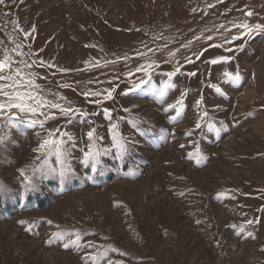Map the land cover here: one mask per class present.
Masks as SVG:
<instances>
[{
  "label": "rangeland",
  "instance_id": "rangeland-1",
  "mask_svg": "<svg viewBox=\"0 0 264 264\" xmlns=\"http://www.w3.org/2000/svg\"><path fill=\"white\" fill-rule=\"evenodd\" d=\"M242 24L264 0H3L0 59L72 111L0 118V264H264V32ZM57 129L63 179L34 151Z\"/></svg>",
  "mask_w": 264,
  "mask_h": 264
},
{
  "label": "snow or ice",
  "instance_id": "snow-or-ice-1",
  "mask_svg": "<svg viewBox=\"0 0 264 264\" xmlns=\"http://www.w3.org/2000/svg\"><path fill=\"white\" fill-rule=\"evenodd\" d=\"M3 0H0V3H2ZM245 15L251 16L253 15L252 12H246ZM237 27L243 28L245 31L240 34V36H234L232 39H240L244 35L251 36L254 33L257 32H264V25L256 24L254 26H250L248 24H242L238 25ZM240 47H243L241 45ZM228 51H231V49H228ZM232 59V57H219L217 59H212L210 63L217 64L219 62H227L228 60ZM7 69V71H6ZM142 69H137V71H141ZM179 72V68H177L174 72L168 73L169 82L165 83L161 86L159 90V94L161 96L165 95V92L168 88L173 87V85L170 83L171 78L176 75V73ZM191 75H195V73H192ZM226 76H229L228 73H225ZM233 81H239L240 76L239 74H236L235 76L230 77ZM141 83H144L143 81ZM37 85L35 84L34 80L29 78L27 81L24 79V75L22 74L21 70L19 68L13 69L12 68V62L8 56H4L3 59H0V118L5 119V123L10 127H16L17 123L20 122V119L17 116V113L28 115L30 117H36L37 115H44V120L39 119H30L27 123L28 127H34L37 124L43 128L45 122L48 119H53L54 114H45L42 110L45 107H50L53 109H58L60 114L67 115L71 109L63 108L59 104L51 103L41 97L39 93L36 91ZM139 87V85H137ZM217 92L220 91L219 88L216 89ZM85 95H89L88 93H85ZM91 95H96V93H92ZM112 93L111 91L108 92V94L104 97L105 100L111 99ZM95 103L99 104L101 101H95ZM200 102L197 101V104ZM177 104L181 107H176V115L179 116L181 114L182 109V101H177ZM171 107V106H170ZM87 115V114H84ZM92 115H95V113H92ZM104 115L106 117L110 116V113L107 109L104 110ZM173 120L176 119V117H172ZM197 128L200 127L199 124L196 125ZM116 125H112L113 129V142L114 146L120 150L125 151V145L121 142V139L118 138L117 134L115 133ZM57 133L59 135H57ZM95 129L90 130L87 133V136L89 138V141H92L94 139ZM49 138L43 140L38 146L37 149L34 151H40L44 153L45 157H47L48 154H54L55 155V162L56 164L60 165V172L59 175L63 179L66 172L71 171L70 168L65 167L64 161L67 156V150L64 148V144L66 141L62 139V137H67L68 141L72 140V137L68 135L67 133L60 132L59 129L56 130V132H49ZM5 142V137L3 135H0V145H3ZM93 144H89L88 151L84 153V159L83 163L85 166H88L89 161H92L91 167L92 171L96 172V164L98 163V160L96 157L99 155L98 152L93 151ZM105 154L107 152L105 151ZM191 156V154H190ZM20 171L21 175H24L23 170ZM51 172L55 173L56 169L51 168ZM32 186L31 178L25 176V191H29ZM7 191L5 185L3 183H0V194H3ZM49 224H51V221H48ZM249 223H252V221H249ZM67 235V233L64 232H54L52 233V236L63 240L64 236ZM80 236L77 234L75 235V239L69 240L68 243H64L63 247L68 248L71 245H74L76 247H80L79 241ZM89 259L95 261V257H89Z\"/></svg>",
  "mask_w": 264,
  "mask_h": 264
},
{
  "label": "trees",
  "instance_id": "trees-1",
  "mask_svg": "<svg viewBox=\"0 0 264 264\" xmlns=\"http://www.w3.org/2000/svg\"><path fill=\"white\" fill-rule=\"evenodd\" d=\"M31 200H32V196L30 197V199H28V201H31ZM38 202H39V203H38L39 205H40V204L42 205V204H44L45 201H42V199H41V200L39 199Z\"/></svg>",
  "mask_w": 264,
  "mask_h": 264
}]
</instances>
